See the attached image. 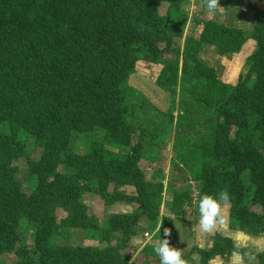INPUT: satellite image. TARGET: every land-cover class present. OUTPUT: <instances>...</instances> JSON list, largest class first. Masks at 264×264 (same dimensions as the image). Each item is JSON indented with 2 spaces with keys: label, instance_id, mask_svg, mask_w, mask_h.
Wrapping results in <instances>:
<instances>
[{
  "label": "trees",
  "instance_id": "1",
  "mask_svg": "<svg viewBox=\"0 0 264 264\" xmlns=\"http://www.w3.org/2000/svg\"><path fill=\"white\" fill-rule=\"evenodd\" d=\"M259 1L263 8L250 4L256 10L250 37L257 47L230 85L199 52L211 44L220 55L234 53L249 36L215 18L196 19L199 36H187L182 49L173 47L187 23L188 0H0V254L21 251L15 264L129 263L122 251L140 219L157 223L164 192L175 190L173 181L165 187L160 169L147 179L139 164L154 159L152 150L175 121L172 109L160 110L129 85L131 73L143 72L141 61L161 65L154 80L173 96L180 85L176 133L180 137L183 131L184 141L177 153L182 167H175L182 181L190 174L198 182L197 202L201 194L226 191L229 227L263 233L264 0ZM219 2L227 8L238 0ZM101 124V140H89L82 153L70 148ZM29 138L43 149L37 161ZM19 158L36 181L30 194L15 178ZM61 164L69 170H60ZM124 186L135 193L119 191ZM85 192L108 205L127 202L137 208L112 213L101 227L81 202ZM174 195L172 211L180 217L193 198L188 184ZM59 208L66 212L61 219ZM160 222V236L169 229V243L177 247L173 217ZM70 227L93 228L106 245L50 243L57 230ZM30 230L32 248L25 241ZM192 251L202 264L229 252L264 264V251L250 253L220 232L210 247Z\"/></svg>",
  "mask_w": 264,
  "mask_h": 264
},
{
  "label": "rangeland",
  "instance_id": "2",
  "mask_svg": "<svg viewBox=\"0 0 264 264\" xmlns=\"http://www.w3.org/2000/svg\"><path fill=\"white\" fill-rule=\"evenodd\" d=\"M203 1L201 0H188L186 5L183 7V11L188 14V19L193 17L194 24L196 25V19H206V18H197L195 17V11L203 6ZM251 3L255 4L259 8H263V3L259 0H238V2L231 4L229 7L224 8L221 7L219 9H228L230 12L226 13L230 17L232 22H228L229 24H235L236 27L244 29L247 36V40L240 48L239 51L234 52L235 56L239 55L240 59H243V67L244 69L245 63L251 50V45L255 41V47L257 46L256 40L252 38L254 41H250V34L253 28L256 25V10L251 7ZM231 6L237 7V9H232ZM206 7V6H205ZM230 8V9H229ZM167 9V4L163 3L161 6V12L165 13ZM216 14L219 13L215 12ZM194 14V15H193ZM220 14V13H219ZM238 15V17H237ZM241 17V19L239 18ZM226 24V23H225ZM199 25V24H197ZM228 25V24H227ZM230 26V25H228ZM199 31L202 30V25H199ZM233 27V26H232ZM235 27V26H234ZM198 30V29H197ZM183 34V32H182ZM181 35V34H179ZM175 37V36H174ZM252 42V43H251ZM178 48V47H176ZM172 57L175 54L171 55ZM217 51V55L213 56H205V63L214 66L217 70L218 75L222 76L223 68H225V64L230 58L233 59L231 55H227L221 58ZM203 62V61H202ZM141 70L137 72H133L129 76V85H131L136 91L141 93V95L146 97L151 104L155 107L164 109L169 111L173 110V114L175 116V121L173 124V131L170 132L166 137L159 138L158 144L152 150V154L154 159L143 158L140 161V166L144 170L147 179H151L155 170L160 169L164 174V179L162 180L165 184V187L171 185L172 181L175 182L173 185L175 186L174 191H169L167 189L164 192L163 202L160 209V219L157 223H151L147 220L146 217H142L137 225L138 231L135 235H133L129 240V245L122 251L125 256L128 257V264H159V257L153 251L159 239H161V218L163 216H172L175 222V227L177 230V236L175 238V243L178 248L182 251V256L186 261V264H202L200 261V255L196 251H192V249L197 246L201 248H208L211 246L214 234L216 232H220L221 234L231 233L233 235V241L235 244L247 250L248 252H256L260 253L264 251V232L258 235H253L246 233L238 228L232 229L229 227V208L228 204H224L223 208V216L225 217L223 223H218L217 226L211 232H202L199 230L198 225V209H197V195L199 192V184L197 181L193 180L192 175L187 174V180L184 182L180 178L182 172L178 171L175 165H180L177 161L179 152V147L181 143L184 141L181 136L183 131L180 134V137L176 133V119L180 113L178 109V100H179V89L180 85H177L176 95L173 96L171 91H168L161 86H159L154 77L161 70V65L156 64L155 66L151 62L141 61ZM182 65V64H181ZM241 70V71H242ZM136 73V76L132 78V75ZM139 76H145L148 80V84L145 85H137L131 84V79L134 82L138 81ZM138 77V78H137ZM224 82V81H223ZM165 107V108H164ZM105 124L97 125V128L90 133L88 136L83 139L82 136H78L77 140L74 142L72 150L74 149L77 152H84L86 144H88L89 140H101L103 138ZM24 136V135H22ZM29 150L31 152V157L33 160H39L43 149L38 145H34V142L31 138H29ZM112 149L120 150L116 146H111ZM17 165V173L15 178L18 179L21 183L22 189L30 194L35 186L36 181L29 174V167L27 161L24 158H19L14 161ZM181 166V165H180ZM179 166V167H180ZM182 167V166H181ZM59 169L62 171L69 170L64 164L59 165ZM185 169V168H184ZM186 173V169H185ZM178 176V177H177ZM188 181V182H187ZM177 182V183H176ZM183 182V186H189L192 194V201L185 207V213L180 217L174 216L172 211V200L175 198V193L178 192V188ZM109 190H115L113 185L110 186ZM119 191L124 193L133 194L135 193V189L131 186H124ZM81 202L88 206L89 215L95 218L99 225L103 227L106 224V221L110 217L112 213H133L137 206L135 204H130L127 202H115L113 204H106L105 201L97 194L93 192H85L81 197ZM58 218L61 219L66 215V212L59 208L57 210ZM181 237L183 239H181ZM25 241L27 246L34 247L35 238L33 230L25 233ZM50 243L53 245H72V246H104L106 242L102 240L101 235L97 230L93 228L87 227H70V228H60L57 232L51 237ZM21 251H17L13 249L12 251H8L0 254V264H15L19 258ZM190 252V253H189ZM189 253V254H188ZM209 264H258L256 258H251L246 260L240 253L229 252L225 255H219L212 258Z\"/></svg>",
  "mask_w": 264,
  "mask_h": 264
},
{
  "label": "clouds",
  "instance_id": "3",
  "mask_svg": "<svg viewBox=\"0 0 264 264\" xmlns=\"http://www.w3.org/2000/svg\"><path fill=\"white\" fill-rule=\"evenodd\" d=\"M220 5L219 0H206V9L209 14H215ZM229 201V194L220 191L215 195L201 194L197 202L198 225L202 232H211L218 223H223L222 206ZM169 229L165 228L163 236L157 242L153 251L159 257V264H186L180 248L169 243ZM181 239H183L181 237Z\"/></svg>",
  "mask_w": 264,
  "mask_h": 264
},
{
  "label": "crops",
  "instance_id": "4",
  "mask_svg": "<svg viewBox=\"0 0 264 264\" xmlns=\"http://www.w3.org/2000/svg\"><path fill=\"white\" fill-rule=\"evenodd\" d=\"M232 9H237V7L231 6V10ZM228 12H230L228 9H219V13L220 14L219 13L218 14H216V13L215 14H209V12L206 9V7L202 6L201 8L196 10L194 14H195V17H197V18H206V17H209V19L210 18H215V19H217L219 21L225 22L226 24H228L230 26H233V27L235 26L236 27L237 25H235L233 23L232 24L228 23V22H232L230 20V17L228 15H226V13H228ZM237 17H238V15H237ZM192 18L193 17L189 18V20L187 21L186 26H185L184 31H183V34L175 35V37L173 39V47H175V48L178 47V48L182 49L183 46H184V42H185V39H186L187 36H194V37H198L199 36L200 27L197 28L199 25H197V24L195 25ZM239 18L241 19V17H239ZM206 19H208V18H206ZM250 41H254V40L250 37ZM256 47H255V41H254V43L251 45V48H254V49L251 50V53L256 49ZM217 51H218V49H217L216 46L211 45V44H205V45H203V47L201 48V51L199 52V58L201 59V61L204 62L205 59H206L205 58L206 55L208 57L209 56H213L214 57L215 55H217ZM227 55L228 54L222 55L221 58H223L224 56L226 57ZM229 55H231L233 57V59L232 58L229 59L231 61H228L225 64V68L222 69L223 70L222 76L221 77H220V75H218V76L225 83H228L230 85H236V83L238 82L239 74L241 73V70H242V67H243L242 66L243 65V63H242L243 59H240L239 55L235 56L232 53H230ZM205 64H207V63H205ZM207 65H209V64H207ZM134 76H136V73H134L132 75V78ZM138 80H139V82L136 81V82L133 83V81L131 79V84H134V85L135 84H137V85L148 84V81H147L148 79L145 76H139ZM162 110L166 111L164 109H162ZM224 235L233 238V235L230 232L229 233L227 232Z\"/></svg>",
  "mask_w": 264,
  "mask_h": 264
}]
</instances>
